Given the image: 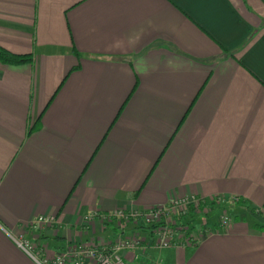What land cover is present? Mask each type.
<instances>
[{
  "label": "crops",
  "instance_id": "1",
  "mask_svg": "<svg viewBox=\"0 0 264 264\" xmlns=\"http://www.w3.org/2000/svg\"><path fill=\"white\" fill-rule=\"evenodd\" d=\"M0 47L32 58L0 62V264H38L12 236L40 215L53 254L147 235L92 211L188 194L231 228L125 264H264V0H0Z\"/></svg>",
  "mask_w": 264,
  "mask_h": 264
},
{
  "label": "built area",
  "instance_id": "2",
  "mask_svg": "<svg viewBox=\"0 0 264 264\" xmlns=\"http://www.w3.org/2000/svg\"><path fill=\"white\" fill-rule=\"evenodd\" d=\"M238 200V197L232 196L229 203L237 204ZM226 201L223 196L203 197L188 194L172 197L165 204L141 210L117 208L105 214L92 211L84 216V222L122 220L132 223L135 228L144 230L147 235L118 237L102 244L79 241L53 254L48 253L46 246L37 245L34 237H28L30 231L54 227L56 221L53 215L38 216L27 227H24L20 234L12 236V239L24 254L38 264H125L123 255L125 252L196 246L207 235L218 233L220 230L227 231L236 218L225 211L220 212L217 219L202 222L200 226L197 224V219L195 222H187L191 220L190 208H194L193 214L201 212L202 209L208 212L213 210V204L221 205Z\"/></svg>",
  "mask_w": 264,
  "mask_h": 264
},
{
  "label": "trees",
  "instance_id": "3",
  "mask_svg": "<svg viewBox=\"0 0 264 264\" xmlns=\"http://www.w3.org/2000/svg\"><path fill=\"white\" fill-rule=\"evenodd\" d=\"M77 54V52H76ZM31 54H19V53H13L8 51L5 48L0 47V62L7 64V65H18L23 64L31 61ZM72 69H75L72 68ZM194 208H190L189 214L191 216L192 211ZM248 217L250 221L254 224V226H259L260 228H264V212L262 211H255L253 209H247ZM196 217L193 216L191 220L187 222H191Z\"/></svg>",
  "mask_w": 264,
  "mask_h": 264
},
{
  "label": "rangeland",
  "instance_id": "4",
  "mask_svg": "<svg viewBox=\"0 0 264 264\" xmlns=\"http://www.w3.org/2000/svg\"><path fill=\"white\" fill-rule=\"evenodd\" d=\"M217 196H223V195H217ZM211 197H214V196H211ZM234 197H237V196H234ZM225 200H227V199L225 198ZM238 202H239V200H238ZM223 204H228V203L226 201L225 203H222L221 205L213 204L214 208H213L212 211L210 210V211L207 212V211H204L202 209V211L199 212V213H196V214L192 213L191 216H190V219L193 218V216L196 217L192 221L195 222V220L197 219L198 220L197 224L200 226L202 224V222H210V221H213V220L217 219V215L220 214V212H222V211H225L227 214L232 216L233 213L229 210V208L225 209V207L224 208L222 207V209H221V206H223ZM233 205H236V204H233ZM209 218H210V220H209ZM160 250H162V249H160ZM153 251H158V249H153Z\"/></svg>",
  "mask_w": 264,
  "mask_h": 264
}]
</instances>
